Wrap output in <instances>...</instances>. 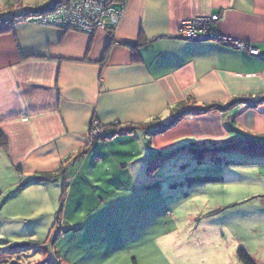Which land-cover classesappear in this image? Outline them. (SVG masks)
<instances>
[{
	"label": "crops",
	"instance_id": "1",
	"mask_svg": "<svg viewBox=\"0 0 264 264\" xmlns=\"http://www.w3.org/2000/svg\"><path fill=\"white\" fill-rule=\"evenodd\" d=\"M52 2L0 0V18ZM124 2L123 16L110 32L88 36L18 18L13 32L0 33V133L7 140V149L0 146V170L16 180L11 196L53 186L61 198L66 195V207L81 206L76 193L83 194L85 182L93 187L89 180L98 179L93 165L110 160L101 150L120 138L139 141L143 152L128 157L141 155L136 161L143 167L193 143L233 138L264 148V143L252 144L264 142V0ZM211 16L219 17L212 25L215 39L178 38L184 22ZM187 99L224 109L186 116L152 137L139 129L169 122ZM237 100L246 102L227 108ZM91 125L111 139H98L88 148ZM254 162L264 170V158ZM250 256L264 264V257Z\"/></svg>",
	"mask_w": 264,
	"mask_h": 264
},
{
	"label": "rangeland",
	"instance_id": "2",
	"mask_svg": "<svg viewBox=\"0 0 264 264\" xmlns=\"http://www.w3.org/2000/svg\"><path fill=\"white\" fill-rule=\"evenodd\" d=\"M139 146L129 137L101 150L110 160L93 165L99 180L81 185V206L66 207L52 185L11 196L16 180L0 170V264H241L240 248L264 257V170L255 159L231 152L199 165L183 150L150 174L141 155L128 157ZM207 176L218 181L196 182Z\"/></svg>",
	"mask_w": 264,
	"mask_h": 264
},
{
	"label": "built area",
	"instance_id": "3",
	"mask_svg": "<svg viewBox=\"0 0 264 264\" xmlns=\"http://www.w3.org/2000/svg\"><path fill=\"white\" fill-rule=\"evenodd\" d=\"M55 1V8L52 12L32 15L26 18L25 21L91 36L96 31H113L121 20L126 6L124 1L120 2L118 0ZM217 21H219L218 16L186 21L179 30L178 38L191 42L213 40L216 36L212 25ZM221 42L239 49H246L252 55L258 54L256 49L246 48L243 44L228 39H222ZM99 134L98 128L93 125L88 132L89 141L92 140L94 135L98 136Z\"/></svg>",
	"mask_w": 264,
	"mask_h": 264
},
{
	"label": "trees",
	"instance_id": "4",
	"mask_svg": "<svg viewBox=\"0 0 264 264\" xmlns=\"http://www.w3.org/2000/svg\"><path fill=\"white\" fill-rule=\"evenodd\" d=\"M118 1L123 2L125 0H118ZM55 4H56V1L53 0L51 6H47L45 8L40 9V10L25 11V13L20 15V16H13V17L8 18V19L0 18V33H2V32H13L15 19L23 18V20H25L26 18H28L32 15L45 14L48 12H52L55 8ZM242 102H246V100L234 101L231 104H229L227 106V108H230L233 105H236V104L242 103ZM257 103H259V102H257ZM257 103L251 104V105L255 106V105H257ZM185 106H186V108H184ZM180 108H182L181 111H180ZM223 109L224 108L219 106V105L199 107L195 104V102L192 99H187L183 105L177 106L172 111L171 120L169 122L161 123V124L158 122L157 125H154V126H150V124H146L144 126H140L139 129H141V131L144 134H146L147 136L152 137V136L160 135V134L167 132L173 126H175L182 118H184L186 116H192V115L199 116V115L209 113L213 110H223ZM156 121H157V119L155 120V122ZM121 132H122L121 130H118L114 133L117 134V133H121ZM99 137H100V139L105 138L106 140H104V141H108L111 139V137L107 138V136H105V135H103V136L100 135ZM253 142L254 143H252V144H255V146H256V144L258 145V144L264 143L263 141L262 142L253 141ZM0 146L3 147L4 149H7V140L1 133H0ZM183 150L188 151L190 153V155L192 156L193 160L197 161V164H199V165H201V164H203V162H205L204 160H205L206 156H209V158L211 159L210 162H212V163H216V164L221 163L225 158L224 155L231 153V152L241 153L245 156L250 157L249 158L250 160L264 158V148H256L254 146H250L249 144L240 145L239 143H236L232 138L229 141H226L222 144H217L214 142L213 143H201V144L193 143L189 147L180 148L177 152L175 151V152H172L171 154L169 153L168 155H162L158 159L151 161L149 164H146L148 166L145 165L147 167L146 170L150 174L153 173L155 170H160L163 167V165L168 163L167 161L177 157L178 152L183 151ZM110 171H111V169L105 170L104 174L108 175V173H111ZM113 171H115L116 173H120L121 165L116 166L114 168V170H112V172ZM99 175H103V174H99ZM96 180H99V179H96ZM216 181H218V178L207 176V177L201 178L200 180H198L196 182H200L202 184H207V183L209 184V183H214ZM92 189H93V187H92ZM236 258L241 264H257L255 262V260L249 255V253L245 249H242V248H240L237 251ZM133 264H137L135 260L133 261Z\"/></svg>",
	"mask_w": 264,
	"mask_h": 264
}]
</instances>
